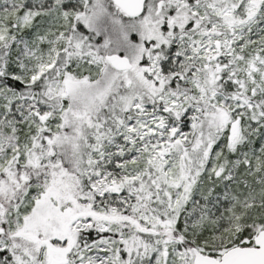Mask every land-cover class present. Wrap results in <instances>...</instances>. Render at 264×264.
<instances>
[{
  "label": "snow or ice",
  "instance_id": "snow-or-ice-1",
  "mask_svg": "<svg viewBox=\"0 0 264 264\" xmlns=\"http://www.w3.org/2000/svg\"><path fill=\"white\" fill-rule=\"evenodd\" d=\"M0 264H264V0H0Z\"/></svg>",
  "mask_w": 264,
  "mask_h": 264
}]
</instances>
